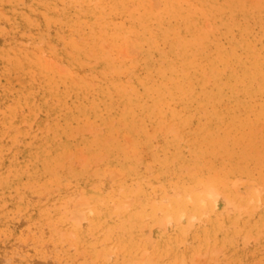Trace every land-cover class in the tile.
Returning a JSON list of instances; mask_svg holds the SVG:
<instances>
[{
  "label": "rangeland",
  "instance_id": "rangeland-1",
  "mask_svg": "<svg viewBox=\"0 0 264 264\" xmlns=\"http://www.w3.org/2000/svg\"><path fill=\"white\" fill-rule=\"evenodd\" d=\"M0 264H264V0H0Z\"/></svg>",
  "mask_w": 264,
  "mask_h": 264
}]
</instances>
